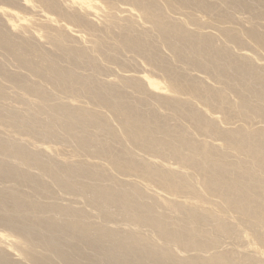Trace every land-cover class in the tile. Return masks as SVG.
<instances>
[{
	"label": "bare ground",
	"instance_id": "obj_1",
	"mask_svg": "<svg viewBox=\"0 0 264 264\" xmlns=\"http://www.w3.org/2000/svg\"><path fill=\"white\" fill-rule=\"evenodd\" d=\"M0 264H264V0H0Z\"/></svg>",
	"mask_w": 264,
	"mask_h": 264
}]
</instances>
